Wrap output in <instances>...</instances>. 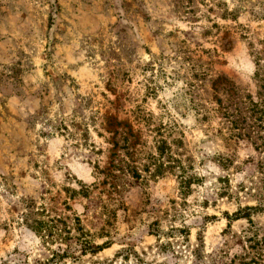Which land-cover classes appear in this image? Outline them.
<instances>
[{"label":"rangeland","instance_id":"rangeland-1","mask_svg":"<svg viewBox=\"0 0 264 264\" xmlns=\"http://www.w3.org/2000/svg\"><path fill=\"white\" fill-rule=\"evenodd\" d=\"M261 84L264 0H0V264H264Z\"/></svg>","mask_w":264,"mask_h":264},{"label":"trees","instance_id":"trees-1","mask_svg":"<svg viewBox=\"0 0 264 264\" xmlns=\"http://www.w3.org/2000/svg\"><path fill=\"white\" fill-rule=\"evenodd\" d=\"M259 88L263 90L256 92V99H253L251 95L245 96V100L241 102L243 103L242 105H244L242 110L239 107H235L233 112L225 113L226 120L230 124L228 130H245L246 126L252 129L259 128V130H264V85L261 84ZM248 121H250V123ZM159 167H161V165ZM247 209L254 208L247 207ZM245 216H247V214ZM38 229L40 231L42 227ZM81 247L82 252L90 251L94 254L101 250L102 245L85 242Z\"/></svg>","mask_w":264,"mask_h":264}]
</instances>
